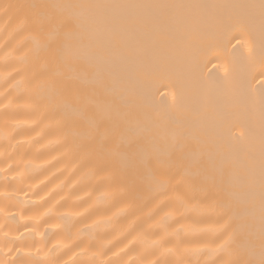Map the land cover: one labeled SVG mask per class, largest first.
Wrapping results in <instances>:
<instances>
[{
	"label": "bare ground",
	"instance_id": "bare-ground-1",
	"mask_svg": "<svg viewBox=\"0 0 264 264\" xmlns=\"http://www.w3.org/2000/svg\"><path fill=\"white\" fill-rule=\"evenodd\" d=\"M0 264H264V0H0Z\"/></svg>",
	"mask_w": 264,
	"mask_h": 264
},
{
	"label": "snow or ice",
	"instance_id": "snow-or-ice-1",
	"mask_svg": "<svg viewBox=\"0 0 264 264\" xmlns=\"http://www.w3.org/2000/svg\"><path fill=\"white\" fill-rule=\"evenodd\" d=\"M8 7H10V6H8Z\"/></svg>",
	"mask_w": 264,
	"mask_h": 264
}]
</instances>
